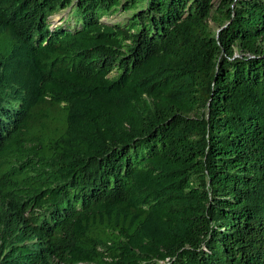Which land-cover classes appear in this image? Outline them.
<instances>
[{
    "label": "trees",
    "instance_id": "obj_1",
    "mask_svg": "<svg viewBox=\"0 0 264 264\" xmlns=\"http://www.w3.org/2000/svg\"><path fill=\"white\" fill-rule=\"evenodd\" d=\"M0 264H264V0H0Z\"/></svg>",
    "mask_w": 264,
    "mask_h": 264
},
{
    "label": "rangeland",
    "instance_id": "obj_2",
    "mask_svg": "<svg viewBox=\"0 0 264 264\" xmlns=\"http://www.w3.org/2000/svg\"><path fill=\"white\" fill-rule=\"evenodd\" d=\"M66 15H60L58 17H56L55 21L56 22H60L62 20L63 17H65ZM127 17L126 13L123 12H117L109 17H104L103 20L108 21V22H119V21H124ZM212 26L216 29L217 25H215L214 23H212Z\"/></svg>",
    "mask_w": 264,
    "mask_h": 264
}]
</instances>
